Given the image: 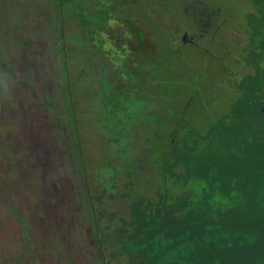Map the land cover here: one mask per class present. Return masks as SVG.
<instances>
[{
    "label": "rangeland",
    "instance_id": "rangeland-1",
    "mask_svg": "<svg viewBox=\"0 0 264 264\" xmlns=\"http://www.w3.org/2000/svg\"><path fill=\"white\" fill-rule=\"evenodd\" d=\"M257 6L0 0V264L158 263L159 221L201 192L170 147L264 102Z\"/></svg>",
    "mask_w": 264,
    "mask_h": 264
},
{
    "label": "trees",
    "instance_id": "trees-1",
    "mask_svg": "<svg viewBox=\"0 0 264 264\" xmlns=\"http://www.w3.org/2000/svg\"><path fill=\"white\" fill-rule=\"evenodd\" d=\"M256 1L262 19L253 15L252 27L260 30L261 45L264 0ZM250 82L261 87L258 76ZM263 105L256 100H240L234 104L236 122L221 118L206 135L189 129L181 142L170 147L168 156L175 161L169 167L181 165L186 175H195L186 182L194 184L195 190L198 186L201 192L183 195L181 215L175 216L168 227L159 221L160 234L156 237L161 245L156 264H166L165 257L173 255L172 251L178 254V264H243L245 260L246 264H264V128H257L246 138L243 125L237 122L243 116L257 121ZM202 142L207 146L198 152ZM166 236L175 239L168 240L176 242L174 246L166 243ZM198 247L209 251L198 252Z\"/></svg>",
    "mask_w": 264,
    "mask_h": 264
},
{
    "label": "flooded vegetation",
    "instance_id": "flooded-vegetation-1",
    "mask_svg": "<svg viewBox=\"0 0 264 264\" xmlns=\"http://www.w3.org/2000/svg\"><path fill=\"white\" fill-rule=\"evenodd\" d=\"M258 39H259V42H260V43L263 42V38H262L261 36H259ZM261 46H262V47H261V50H264V43L261 44Z\"/></svg>",
    "mask_w": 264,
    "mask_h": 264
}]
</instances>
